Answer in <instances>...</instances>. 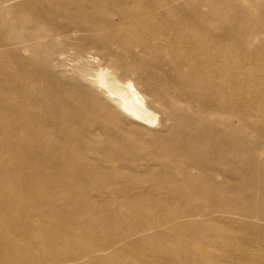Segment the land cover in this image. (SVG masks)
I'll list each match as a JSON object with an SVG mask.
<instances>
[{"label":"rangeland","instance_id":"374dc122","mask_svg":"<svg viewBox=\"0 0 264 264\" xmlns=\"http://www.w3.org/2000/svg\"><path fill=\"white\" fill-rule=\"evenodd\" d=\"M0 264H264V0H0Z\"/></svg>","mask_w":264,"mask_h":264},{"label":"bare ground","instance_id":"6f19581e","mask_svg":"<svg viewBox=\"0 0 264 264\" xmlns=\"http://www.w3.org/2000/svg\"><path fill=\"white\" fill-rule=\"evenodd\" d=\"M98 84L115 100L122 113L145 127H154L157 115L147 106L145 98L132 82L120 83L101 73L97 77Z\"/></svg>","mask_w":264,"mask_h":264}]
</instances>
